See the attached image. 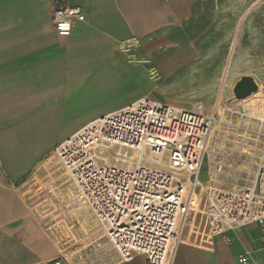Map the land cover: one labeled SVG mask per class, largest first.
<instances>
[{
    "label": "built area",
    "instance_id": "obj_1",
    "mask_svg": "<svg viewBox=\"0 0 264 264\" xmlns=\"http://www.w3.org/2000/svg\"><path fill=\"white\" fill-rule=\"evenodd\" d=\"M81 6L54 0L53 27L70 35ZM137 38L122 45L131 54ZM224 86L208 112L140 99L100 117L52 153L68 194L107 240L105 264H173L183 224L200 212L210 237L232 241L256 225L264 248V92L232 101ZM202 207V208H201ZM251 264L249 251L239 256Z\"/></svg>",
    "mask_w": 264,
    "mask_h": 264
},
{
    "label": "crops",
    "instance_id": "obj_2",
    "mask_svg": "<svg viewBox=\"0 0 264 264\" xmlns=\"http://www.w3.org/2000/svg\"><path fill=\"white\" fill-rule=\"evenodd\" d=\"M69 3L82 7L85 21L65 36L53 27L54 0H0V264H48L59 257L51 231L27 202L25 179L83 127L148 97L121 95L122 85L134 90L147 75L133 59L142 52L129 55L121 47L153 31L167 38L188 0ZM207 243H181L173 264H241L246 251L251 264H264L256 225L237 231L232 244ZM119 264L149 262L139 255Z\"/></svg>",
    "mask_w": 264,
    "mask_h": 264
},
{
    "label": "rangeland",
    "instance_id": "obj_3",
    "mask_svg": "<svg viewBox=\"0 0 264 264\" xmlns=\"http://www.w3.org/2000/svg\"><path fill=\"white\" fill-rule=\"evenodd\" d=\"M178 21L167 38L155 31L146 39L137 38L133 49L143 55L133 59L147 68L146 79L134 90L122 85L121 95L147 94L191 110L203 106L208 112L222 84L224 98L232 101L234 86L244 76L259 85L254 93L264 92V0H188ZM69 185L51 154L22 187L30 208L57 242L60 255L48 264H105L107 240L90 213L74 203ZM211 227L205 215L191 212L183 224L182 243L232 244L233 238L228 242L221 235L210 237ZM233 253L229 249L227 256Z\"/></svg>",
    "mask_w": 264,
    "mask_h": 264
},
{
    "label": "water",
    "instance_id": "obj_4",
    "mask_svg": "<svg viewBox=\"0 0 264 264\" xmlns=\"http://www.w3.org/2000/svg\"><path fill=\"white\" fill-rule=\"evenodd\" d=\"M258 89V84L251 76H244L234 86V94L238 99L245 98Z\"/></svg>",
    "mask_w": 264,
    "mask_h": 264
},
{
    "label": "bare ground",
    "instance_id": "obj_5",
    "mask_svg": "<svg viewBox=\"0 0 264 264\" xmlns=\"http://www.w3.org/2000/svg\"><path fill=\"white\" fill-rule=\"evenodd\" d=\"M227 68L230 70V66H229V64H228V66H227ZM258 88H259V85H258ZM258 90V89H257ZM256 90V91H257ZM263 91H264V89H263ZM88 228V227H87ZM55 264H59V263H55Z\"/></svg>",
    "mask_w": 264,
    "mask_h": 264
}]
</instances>
